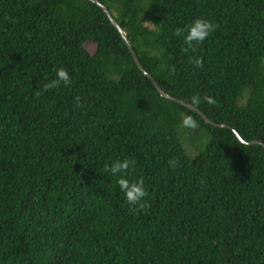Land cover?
Here are the masks:
<instances>
[{
	"label": "trees",
	"instance_id": "trees-1",
	"mask_svg": "<svg viewBox=\"0 0 264 264\" xmlns=\"http://www.w3.org/2000/svg\"><path fill=\"white\" fill-rule=\"evenodd\" d=\"M97 1L165 93L259 143L160 96L91 0H0V264H264V0ZM196 18L216 27L186 54ZM58 68L71 85L35 96Z\"/></svg>",
	"mask_w": 264,
	"mask_h": 264
},
{
	"label": "clouds",
	"instance_id": "clouds-1",
	"mask_svg": "<svg viewBox=\"0 0 264 264\" xmlns=\"http://www.w3.org/2000/svg\"><path fill=\"white\" fill-rule=\"evenodd\" d=\"M216 25L204 18H196L191 23L178 27L175 29V35L181 38L183 47L181 51L184 53H195L197 47L202 44L214 31ZM189 63L196 67H203V60L199 56H190ZM169 71H172L169 69ZM72 83L71 76L64 68H58L55 73V78L44 83L42 90L36 91L35 96L39 97L43 92L58 89L62 86L68 87ZM203 99V102L208 104H215L216 101L211 96H204L203 98L199 94H194L189 98V103L193 109H198ZM76 108L83 107L80 98L74 97ZM182 126L189 128H196L198 124L196 120L189 115H185L181 121ZM135 161L129 159L115 160L111 164L105 165V171L109 172L116 178V184L119 190L123 193L126 202L132 206L130 211L137 212L143 211L150 207L147 202L148 192L145 188V181L143 177L130 180L128 178L131 169L134 168ZM177 161L174 159L169 160V167H177Z\"/></svg>",
	"mask_w": 264,
	"mask_h": 264
},
{
	"label": "water",
	"instance_id": "water-1",
	"mask_svg": "<svg viewBox=\"0 0 264 264\" xmlns=\"http://www.w3.org/2000/svg\"><path fill=\"white\" fill-rule=\"evenodd\" d=\"M93 3L97 4L101 10L104 12V14L106 15L107 19L110 21V23L116 28V30L118 31L120 37L122 38L123 42L125 43L133 61L135 62L137 68L151 81V83L153 84V86L155 87V89L157 90V92L159 93L160 96L162 97H165L167 99H170V100H173V101H176L177 103L189 108V109H192L194 110L195 112L198 113V115L208 124H211L213 126H218V127H225V128H229L232 130L234 136L236 137V139L244 144H254V143H259L257 140H249V141H244L240 136L239 134L232 128H230V126H228L227 124H224V123H216V122H212L210 121L205 115H203L199 110L197 109H193L191 105L181 101V100H178V99H175L174 97H171L170 95H168L167 93H165L155 82V80L153 79V77L147 73L145 70H143L141 68V66L139 65L138 63V60L129 44V41L128 39L126 38L124 32L121 30V28L117 25V23L115 22V20L111 17V15L109 14V11L100 3L98 2L97 0H91ZM261 145L264 147V144L261 143Z\"/></svg>",
	"mask_w": 264,
	"mask_h": 264
},
{
	"label": "rangeland",
	"instance_id": "rangeland-1",
	"mask_svg": "<svg viewBox=\"0 0 264 264\" xmlns=\"http://www.w3.org/2000/svg\"><path fill=\"white\" fill-rule=\"evenodd\" d=\"M87 49L91 50V49H92V46L87 45ZM263 60H264V59H263ZM263 62H264V61H263ZM190 137H191V136H190ZM189 141H190V142L192 141L191 138H189ZM192 143H193V144H191V143H189V144H190V145H193V146H194V145H195V146H196V145L198 146V144H199L200 142H199V141H197V142H196V141H193Z\"/></svg>",
	"mask_w": 264,
	"mask_h": 264
}]
</instances>
